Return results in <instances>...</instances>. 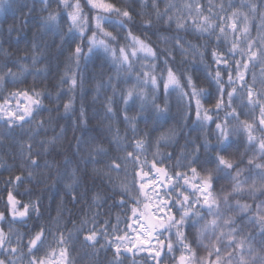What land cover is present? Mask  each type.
<instances>
[{
  "label": "clouds",
  "instance_id": "obj_1",
  "mask_svg": "<svg viewBox=\"0 0 264 264\" xmlns=\"http://www.w3.org/2000/svg\"><path fill=\"white\" fill-rule=\"evenodd\" d=\"M0 264H264V0H0Z\"/></svg>",
  "mask_w": 264,
  "mask_h": 264
}]
</instances>
